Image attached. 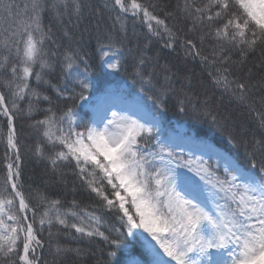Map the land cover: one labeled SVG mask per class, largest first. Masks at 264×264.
Instances as JSON below:
<instances>
[{
    "label": "snow or ice",
    "instance_id": "1",
    "mask_svg": "<svg viewBox=\"0 0 264 264\" xmlns=\"http://www.w3.org/2000/svg\"><path fill=\"white\" fill-rule=\"evenodd\" d=\"M85 20L95 21L104 67L127 71L131 59L137 104L92 95V56L74 34ZM140 35L143 46L130 47ZM154 42L182 49L213 90L186 67L161 63L159 52L150 56ZM57 69L54 85L47 77ZM215 91L237 115L220 110ZM170 102L209 122L248 163L197 133H167ZM0 145V264L95 255L62 237L98 240L95 264H109L129 237L147 264H264V0H0ZM28 157L55 179L30 183ZM69 194L94 203L65 201Z\"/></svg>",
    "mask_w": 264,
    "mask_h": 264
},
{
    "label": "trees",
    "instance_id": "2",
    "mask_svg": "<svg viewBox=\"0 0 264 264\" xmlns=\"http://www.w3.org/2000/svg\"><path fill=\"white\" fill-rule=\"evenodd\" d=\"M94 23L95 21H92L90 23L89 21L85 20L84 23L80 26V29L74 30L75 38L80 39L82 36L85 51H87L92 56V59L89 61V63L91 64L92 78L95 83V87L92 90V95L103 96L106 92L120 94L127 101H130L133 104H137L139 101V97L137 96V93L139 92V84L133 83L132 80L131 59H129L126 65L128 69L127 71L122 70L116 72L104 67L100 63L98 53L96 52V43L93 38L94 33L92 32ZM102 23H106V21ZM85 28H87L88 31H84ZM137 32L139 33L140 29H137ZM64 43L67 42L64 41ZM137 43H139L141 47L143 46L144 38L142 35H140L138 39L130 37V47L134 48ZM157 52H159L161 63L169 61L186 67V69L191 70V72L194 73V81L202 80L203 83L202 85H198L199 87H206L209 89V91L213 90L208 76L202 70L199 64L187 62V64L185 65V62L183 60L184 53L182 49L177 48L175 52H172L170 50L160 49L159 46L154 42L148 54L150 56H153ZM252 63H255V61H253ZM260 75L261 74L259 72L254 71L253 80H259ZM47 79H49L54 85L61 84L62 80L59 69H57L55 73L48 76ZM41 91H43L46 95L51 96L54 101L56 100L55 92L52 90V88L45 85L41 88ZM214 99L216 105L219 106L221 111L227 110L232 111L233 115L238 114L239 109H235V105L229 103L226 95L221 98V93L219 91H215ZM142 103L146 104L148 107H151V100L145 99ZM233 109H235V111H233ZM36 118L39 119L41 117L37 116ZM21 123L25 124V127H23L22 129V135L25 137V143L31 145L33 143V132L26 126V123L28 122L22 121ZM161 124L169 134L173 131H177L178 128H182L183 133L190 132L204 136L211 143L220 147L230 155H233L234 158H238L242 166L248 163L247 158L244 156L243 152L231 149V146L227 144L226 140L220 134V132L213 128L209 122L203 120L198 121L194 119L190 113L187 115L179 113L174 107V102L169 103L168 110L163 114V117L161 119ZM2 151L3 146L0 145V153H2ZM25 177H31L32 180L29 182L34 183V186L41 184L45 180L55 179V177H53L52 174L47 171L44 164L37 162L30 157L26 158ZM66 179L68 180L69 184H71L73 177L69 176ZM73 198L82 205H89L94 203L90 197L83 194H77L75 197L69 194L64 197L65 201H71ZM67 206L68 205L66 203L65 207ZM109 223H111V221H109ZM71 231L73 235H76L74 230ZM62 239L64 243L69 244L72 247H82L90 249L91 253H95V255L89 254L79 259L72 255L69 257V260L72 261L73 264H95V261L100 256L98 249L103 247V245H101L98 240L96 242H89L87 239H84L77 243L70 238L62 237ZM133 259H138L142 261L143 264H147L148 257L140 241L129 237L128 239H126L121 249L116 251L115 256L109 258V264H130Z\"/></svg>",
    "mask_w": 264,
    "mask_h": 264
},
{
    "label": "rangeland",
    "instance_id": "3",
    "mask_svg": "<svg viewBox=\"0 0 264 264\" xmlns=\"http://www.w3.org/2000/svg\"><path fill=\"white\" fill-rule=\"evenodd\" d=\"M118 96H119L120 98L123 99V101H124V103H125L126 105H135V104H133V103H131V102L125 100L121 95H118ZM176 133H183V129H182V128H178V130H177L176 132H172V133H170V134L175 135Z\"/></svg>",
    "mask_w": 264,
    "mask_h": 264
}]
</instances>
